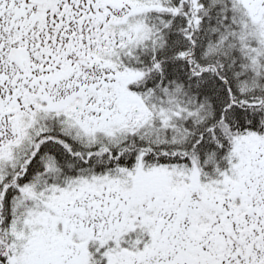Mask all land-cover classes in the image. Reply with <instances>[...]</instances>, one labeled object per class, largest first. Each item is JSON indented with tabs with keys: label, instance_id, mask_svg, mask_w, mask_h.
<instances>
[{
	"label": "snow or ice",
	"instance_id": "obj_1",
	"mask_svg": "<svg viewBox=\"0 0 264 264\" xmlns=\"http://www.w3.org/2000/svg\"><path fill=\"white\" fill-rule=\"evenodd\" d=\"M0 264H264V0H0Z\"/></svg>",
	"mask_w": 264,
	"mask_h": 264
}]
</instances>
